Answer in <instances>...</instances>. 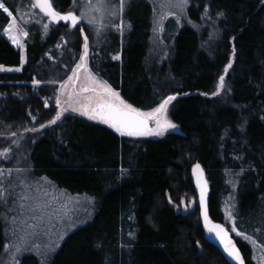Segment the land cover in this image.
Listing matches in <instances>:
<instances>
[{
    "label": "trees",
    "instance_id": "16d2710c",
    "mask_svg": "<svg viewBox=\"0 0 264 264\" xmlns=\"http://www.w3.org/2000/svg\"><path fill=\"white\" fill-rule=\"evenodd\" d=\"M2 2L13 15L29 5L33 11L34 0ZM52 3L62 14L77 13L73 0ZM157 3L127 0L122 33L109 29L98 39L83 21V33L81 25L71 29L61 21L49 25L47 36L43 19L24 25L26 62L19 72H0V137L7 127L16 132L5 136L25 146L34 177L69 194L95 197L97 207L93 219L70 232L47 261L25 253L19 264H228L201 228L191 179L196 162L210 183L211 217L224 222L222 205L232 196L238 228H258L264 211V0H189L179 24L175 15L167 19L161 38L154 29L161 11L169 9ZM205 9L210 19L202 18ZM8 21L0 9V65L19 66L20 50L2 33ZM84 35L89 68L134 107L151 111L176 96L169 117L179 132L161 138L120 136L71 112L42 131H25L55 117L60 84L79 63ZM233 45L236 54L226 76L231 91L212 96L232 61ZM11 141L7 147L18 151ZM236 241L245 264H254ZM6 245L0 205V256Z\"/></svg>",
    "mask_w": 264,
    "mask_h": 264
},
{
    "label": "snow or ice",
    "instance_id": "6c2138e0",
    "mask_svg": "<svg viewBox=\"0 0 264 264\" xmlns=\"http://www.w3.org/2000/svg\"><path fill=\"white\" fill-rule=\"evenodd\" d=\"M125 3L126 0H118L117 5H113L112 0H95V2L94 0H85L84 4L81 5L82 11L79 14L71 10L66 14H62L53 7L52 0H34L32 7L38 8L45 17L49 18L47 23L42 24L44 36H47L50 24H59L61 21L69 25L71 29H76L77 25H81L79 31L83 33L84 29L81 24V21H83L84 24L90 27L98 39L103 30L110 26L118 28L122 33ZM188 6L189 0H166V3L161 4L160 7L162 10L167 8L169 11H161L159 19L157 20L158 27L154 31L162 33L164 31V21L172 15H175L176 23L179 24L181 16ZM73 7H76V0H73ZM171 8L177 9V13L173 14L170 11ZM0 9H3L9 17H12V22L6 28L2 29V33L17 48L25 49L26 46L22 42V39L28 36V31L23 26L17 24L12 12L5 7L4 3H0ZM217 15L222 17L224 13L219 12ZM202 18H211L207 9H205L204 17ZM115 19H119L120 23L115 24ZM39 22L37 21V23ZM188 23H191V21L189 20ZM128 27L130 28L131 25L129 24ZM82 48L83 54L80 56L79 63L72 70V74L68 80L60 84L62 96L69 85L72 86V90L66 100H62L59 97L55 99V105L59 108V113L48 124H41L39 128H25L26 132H38L51 125H56L61 120L62 114L68 108L72 112H78L81 116L87 117L88 120L98 121L107 125L120 136H163L169 130L177 129L178 126L167 117L168 107L176 99V96H167L158 107L153 108L151 111H142L134 107L131 103L123 99L120 93L114 90L106 81L98 79L89 68L90 48L87 35L83 36ZM235 54L236 49L233 45L232 61L226 65L223 74L219 76L216 91L211 94L212 96H219L226 89L228 92L231 91V88L226 85V76L233 67ZM92 55L98 57V53L96 52H92ZM113 59L119 60L120 56H113ZM23 62H26V57H22ZM20 70L21 68L19 67L5 68L0 66V72H19ZM81 73H83V77H81ZM40 83V81L34 80V84L39 85ZM202 95L208 94L202 93ZM65 104L67 108L62 106ZM45 106L47 107V102H45ZM33 120H35V117H33ZM241 131H243V127ZM16 136V132L11 133V137ZM12 143L17 148L20 147V139H14ZM11 153L12 149L6 148L0 152V158L9 159L11 158ZM236 158L242 159V157ZM30 171V169L19 167L16 169L0 168V205L9 213H15L11 217H3L6 223L12 225L10 231L12 236L16 238L9 245L5 246V251L8 252L9 256L7 264H19L18 258L26 252L35 253L40 257L41 261L47 259L58 245H55V247L53 245L41 247L35 243V239L47 234L48 229L46 224L51 222L52 217L59 216L61 223L67 221L69 225L74 224L67 211L69 205L57 197L55 193H50L43 185L34 186L28 182L27 177ZM121 171L123 173L126 170L122 169ZM243 171L244 169L242 168L237 175H242ZM14 172L17 174L15 177H13ZM192 174L195 177L196 186L199 189V207L202 210L203 224L207 233L218 240L223 252L226 253L234 264H245L241 252L232 239L230 232L235 233L237 237H241L253 247H257V240L252 235H248L245 229L238 228V214L235 213V204L229 206L227 202L225 203V219L230 223V229L210 219L207 203V180L204 177V170L199 163H196L193 167ZM229 183L235 184L232 180ZM17 188H23L24 191L18 193L16 191ZM30 188H35V193L32 195L27 194ZM49 197L51 198L49 199ZM24 201H31V203L25 204ZM185 210H187V207H185ZM33 220L36 223H29V221ZM63 238V234H61L60 239L62 240ZM260 246L264 247V243Z\"/></svg>",
    "mask_w": 264,
    "mask_h": 264
},
{
    "label": "rangeland",
    "instance_id": "374dc122",
    "mask_svg": "<svg viewBox=\"0 0 264 264\" xmlns=\"http://www.w3.org/2000/svg\"><path fill=\"white\" fill-rule=\"evenodd\" d=\"M155 1L157 3V0H155ZM163 1H165V0H160L161 4H162ZM84 2H85V0H77L76 1L75 9H76L78 14H79L80 11H82L81 5H83ZM94 2H95V0H94ZM126 2H127V0H126ZM0 3H3L2 0H0ZM112 3H113V5H117L118 4V0H112ZM158 5H160V4H158ZM29 7H30V5H29ZM29 7L28 8L26 7V9H27L26 12H24L23 8H21V10H19V12L16 15L15 14L13 15V17H15L18 25L23 26V28L25 29L24 25H26L29 22V20H31V18L33 20H36V21H39V20L43 19L42 22H46V23L48 22L49 18L45 17L43 15V13H41L38 9L32 7L33 11H30ZM126 7H127V4L125 3L124 10L126 9ZM34 11L38 15L34 14ZM116 21H118V20L117 19L114 20L115 24H117ZM11 22H12V17H9V21H8L7 25L10 24ZM166 24H167V19L164 21V25H163L164 29L166 27ZM7 25L5 26V28L7 27ZM125 25H126V22H125ZM157 27H158V25L155 26V29H157ZM109 29H112L114 31L119 30L116 27H111L110 26V27L105 28L103 30V32L101 33V35H104V33L106 31H108ZM165 33L166 32H164V31L162 33L158 32L157 35L161 38V36H163ZM4 36L7 38L6 35H4ZM24 40H25V38L22 39L23 43H24ZM9 42L11 43V41H9ZM13 46L15 48H17L15 45H13ZM17 49L20 50V53H21V65H19V66H3V65H0V66H3L5 68H17V67L21 68V66L25 63V62L22 63V57H25V49H21V48H17ZM4 72H7V71H4ZM12 72H16V71H12ZM81 77H83V73H81ZM77 87H79V86H77ZM71 90H72V86L69 85V87L67 89H65L64 95L62 96L61 95V91L59 89L57 97L61 98L62 100H66L67 96L71 92ZM62 106L67 108L66 104L62 105ZM170 106H171V103H170V105L168 107L167 117L171 121V119L169 117ZM58 112H59V108H54L53 112H52V116H53V114L56 115ZM65 112H71V113H75V114L81 116L78 112H72L70 108H68ZM82 117L87 119V117H85V116H82ZM95 122H98V121H95ZM179 131H180V129H179V127H177V129H175V130H169L163 136H165L167 133H170V132H179ZM3 132H4V134H3L4 136L0 137V146L1 145L4 146V145H6V143L8 141H11L10 138L5 136V134H10L12 132L11 129L9 127H7V128L4 129ZM163 136H150V137H145V138H161ZM11 142L9 143L10 146H11ZM6 147H7V145H6ZM5 149L6 148H3V150H5ZM24 150H25V146L22 143H20V147L18 148V151H16L15 148H12L11 158L4 159L2 168H5V169H7V168L16 169V168L19 167V168H27V169H29L28 165H26L27 164L26 162H29L28 161V156L29 155H26ZM0 152H2V150ZM25 157H26V159H25ZM23 163H25V164H23ZM16 175L17 174L14 172L13 173V177H15ZM27 179H28V182L31 183L34 186L43 185L44 188L47 189L50 193H55L57 195V197L61 198L67 205H69V208L67 209V211L70 214L71 220L74 222L73 225H69L67 223V221L61 223L59 216L52 217L51 222L46 224V227L48 229L47 234L41 235V236H39V237H37L35 239V243L39 244L41 247H44L46 245H53L55 247V245H58V247H55V250L47 257V259L42 261V262H45V261H47L50 258V256H52V254L54 252H56V250L59 248V246L61 245V243L64 240V238L70 232L74 231L78 227H82V226L86 225L88 222H90L93 219L94 214L96 212V207H97L96 206V198L92 197V196H89V195H86V194H69V193H67L65 191H62V190L58 189L56 187V185L53 182L49 181L48 179H43V178L40 179V178L34 177L31 174V172L28 173ZM16 191L19 193V192H23L24 190H23V188H17ZM34 193H35V188L28 189V192H27L28 195H32ZM231 197L228 196V198H226L224 200L223 205H222V211H223L225 216H226L225 203L227 202V204L229 206H231L232 204H235L234 200ZM50 198L51 197H49V199ZM10 203H11V201H10ZM24 203L28 204V203H31V201H24ZM14 214L15 213H9L1 205V219H2V221L4 223L5 233L7 234L6 235V237H7V245H9L10 242L12 240H15L16 238L14 236H12L11 231H10V228L12 227V225L6 223L4 221V219H3V217L4 216L11 217ZM236 214H237V212H236ZM263 214H264V211H263ZM263 214H262V216H260L258 218V221L256 223L258 225V228L253 230V231L252 230L251 231H246L248 235H252L253 238L257 240V247H253L250 243H248L247 241L243 240L241 237H237L235 235V233H234L235 237L238 240H240V242L246 248V250L248 252V255H249V259L254 264H264V247L260 246L262 243H264V215ZM238 222H239V220H237V223ZM29 223H36V221H34V220L33 221H29ZM223 223L229 229L231 228L230 223L226 219H224ZM61 234H63V237H64L62 240L60 239ZM26 253H33V252H26ZM8 258H9L8 252H6L4 250L3 254L0 256V264H7Z\"/></svg>",
    "mask_w": 264,
    "mask_h": 264
},
{
    "label": "water",
    "instance_id": "95a60500",
    "mask_svg": "<svg viewBox=\"0 0 264 264\" xmlns=\"http://www.w3.org/2000/svg\"><path fill=\"white\" fill-rule=\"evenodd\" d=\"M196 163H199V162H196ZM196 163H194V164L192 165V167H191V179H192L193 187H194L195 192H196L197 202H198V207H199V189H198L197 186H196V180H195V177H194L193 174H192V169H193V167L195 166ZM199 164H200L201 167L203 168V170H204V177H205V179L207 180V187H208V191H207V203H208V206H209V200H210V195H211L210 183H209V180H208V177H207V174H206V171H205L203 165H202L201 163H199ZM199 216H200V224H201L202 231H203V233H204L205 240H206L208 243H210V244H212V245H214L215 247L218 248V250L220 251L221 255L224 257V259L227 261L228 264H234V262H233V261H232V260L226 255V253L223 252L222 246L220 245V243L218 242V240H217L214 236L209 235V234L207 233V230L205 229L204 224H203L202 210L200 209V207H199ZM209 217H210V219H211L213 222H215V223H221V224H223L226 228H228L223 222H221V221H216V220H214V219L211 217L210 209H209ZM230 235H231L232 239L235 241L236 246L239 248V250H240V252H241V255H242L243 259H244V262H245V258H244V256H243V253H242V251H241V249H240V247H239V245H238V243H237L235 237L233 236V233L230 232Z\"/></svg>",
    "mask_w": 264,
    "mask_h": 264
},
{
    "label": "flooded vegetation",
    "instance_id": "af4514ba",
    "mask_svg": "<svg viewBox=\"0 0 264 264\" xmlns=\"http://www.w3.org/2000/svg\"><path fill=\"white\" fill-rule=\"evenodd\" d=\"M234 234V233H233Z\"/></svg>",
    "mask_w": 264,
    "mask_h": 264
}]
</instances>
